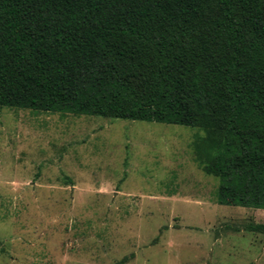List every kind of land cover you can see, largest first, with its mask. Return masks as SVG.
Here are the masks:
<instances>
[{
  "label": "trees",
  "instance_id": "16d2710c",
  "mask_svg": "<svg viewBox=\"0 0 264 264\" xmlns=\"http://www.w3.org/2000/svg\"><path fill=\"white\" fill-rule=\"evenodd\" d=\"M0 106L200 129L214 201L264 209V0H0Z\"/></svg>",
  "mask_w": 264,
  "mask_h": 264
},
{
  "label": "rangeland",
  "instance_id": "374dc122",
  "mask_svg": "<svg viewBox=\"0 0 264 264\" xmlns=\"http://www.w3.org/2000/svg\"><path fill=\"white\" fill-rule=\"evenodd\" d=\"M195 134L0 106V264H264V209L214 201Z\"/></svg>",
  "mask_w": 264,
  "mask_h": 264
}]
</instances>
